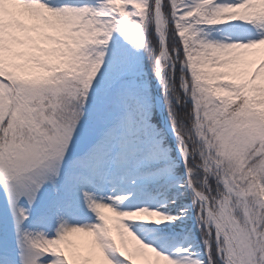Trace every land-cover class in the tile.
Returning a JSON list of instances; mask_svg holds the SVG:
<instances>
[{
  "label": "rangeland",
  "instance_id": "1",
  "mask_svg": "<svg viewBox=\"0 0 264 264\" xmlns=\"http://www.w3.org/2000/svg\"><path fill=\"white\" fill-rule=\"evenodd\" d=\"M189 1L176 7L178 37L189 47V72L208 114H222L238 94L264 85V34L243 33L228 45L211 26L230 19L229 10L240 11L249 27L264 23V1L224 7ZM152 4L143 0L140 10L105 0L84 10L72 30L21 26L0 8V133L8 121L19 124L8 131L19 140L0 142V264H182L185 252L224 264V243L205 204L190 185L176 200L168 192L180 185L174 184L180 180L177 152L188 158L187 144L178 134L154 135L148 104L129 101ZM38 5L45 7L42 0ZM91 20L105 28L93 32ZM170 63L167 48L165 67ZM105 65L113 73L101 82L97 99L83 103L76 85H93ZM263 134L250 127L228 131L217 136L219 151L205 152V160L223 166L240 208L237 220L229 207L209 206L238 264H264ZM232 135L235 141L224 146ZM96 172L104 178L88 184L82 178ZM116 196L133 207L118 209L108 201ZM106 205H114L112 213Z\"/></svg>",
  "mask_w": 264,
  "mask_h": 264
},
{
  "label": "trees",
  "instance_id": "2",
  "mask_svg": "<svg viewBox=\"0 0 264 264\" xmlns=\"http://www.w3.org/2000/svg\"><path fill=\"white\" fill-rule=\"evenodd\" d=\"M178 4L179 0H163L162 4L167 25L166 45L171 58V63L163 74L160 87V93L165 102V115L169 124L183 136L188 145L187 168L195 188L207 194L210 205L215 211L217 206L220 208L227 206L231 215L240 220V208L235 204V199L231 196L233 194L227 188V176L223 166L219 164V161L215 160V164H212L210 160H205V152L208 150L219 151L220 145L217 137L219 134H227L228 131L240 130L243 127L264 129V85L254 87L249 93L238 94L236 100L226 108L224 113L209 115L208 105L204 103L200 88L189 72L187 63L190 55L189 47H186L185 42L178 37L179 20L176 11ZM150 11L144 28L146 37L142 51V66L137 74L129 78L131 82L135 83L134 96L129 101L137 105H141L142 101L147 103L149 106L146 105V107L150 112L149 118L156 128L154 135L166 138L155 106L154 63L157 53L160 51V45L155 36L154 22L153 17L151 19ZM112 73L105 65L100 71L97 70L93 85H76L75 93L82 98L83 103L85 100V104L94 102L98 97V88L101 82ZM17 94L13 93L12 95V108L14 105L17 106ZM135 116L139 119L141 115L136 111ZM10 126L18 127L19 124L15 125L14 122L8 121L5 127H2L4 132L0 133L1 144H11L19 140V137L12 133L8 134ZM15 127L12 132L15 131ZM230 138L231 140L228 138L224 146L235 141V136L232 135ZM174 174L180 177V180L174 184L179 182L180 185L172 186L168 192L176 200L177 192L185 189L188 182L179 162L176 164ZM259 210L264 211V207ZM253 217L256 216L253 215ZM262 222L264 223V218ZM182 256V264H210V260L205 254L190 255L185 252ZM212 264L220 263L214 258Z\"/></svg>",
  "mask_w": 264,
  "mask_h": 264
},
{
  "label": "bare ground",
  "instance_id": "3",
  "mask_svg": "<svg viewBox=\"0 0 264 264\" xmlns=\"http://www.w3.org/2000/svg\"><path fill=\"white\" fill-rule=\"evenodd\" d=\"M39 1L40 0H0V8L7 9V11L13 15L15 21L17 23H20L21 26L23 25L32 26L35 24H41L45 26L49 25L51 28L57 30H64V29L72 30L75 27V24H77L78 21L82 18L81 14L84 10L91 8L96 4L103 7L105 2V0H42L45 3V7H43V9H40L38 5ZM198 1H204V0H190L189 2H198ZM235 1L237 0H215L212 3V5H219L224 7V5L232 4ZM243 1H247V0H238L239 3ZM225 2L227 3L225 4ZM124 3L134 7L135 9L141 10L143 5V0H124ZM227 14L231 15L230 19H228L224 23L214 22L213 25L211 26L212 29L217 31L218 33L217 36H219V38L224 42L227 43L229 40L240 39L244 37V35H242L243 33L248 34V36L251 37L257 36L258 39L260 38L261 35L264 34V23H261L259 25H250L249 27L245 23L246 18L243 17L242 19V15L240 11L229 10ZM153 21H154L156 35L162 45L161 46L162 50L160 51L155 64L156 65L155 88L158 95L156 97V103L159 109H161L162 104H161V97L159 95V88L161 84V78L164 73V67H165L164 61L166 59V53H167L165 46V34H164L165 28H164V15L162 10V0H154ZM232 27L236 28L235 30H238L242 33L240 32L235 33L236 31H232L231 29ZM87 28H89L93 32H96L103 30L105 26L91 20ZM166 127L169 135L175 138L176 135L175 132L169 126ZM178 155L182 160L185 157V153L182 150H179ZM103 171H105V169ZM136 172L137 169L135 170V173ZM107 173L109 174V172ZM96 174H97L96 176L93 174L91 176H86L83 173L82 178L87 184L94 182V180L98 177H101L102 179L104 178L103 175H100L97 172ZM73 176L76 177V175L74 174ZM108 179L109 178H107V180ZM193 193L196 196V198L200 202L205 204V206L207 207L205 195L200 192H196L195 190L193 191ZM108 201L110 203L118 204L119 205L118 209L133 207V204L130 203L131 200L127 199L126 197L116 196ZM113 206L106 205L105 208L106 213H112V211L114 210ZM207 214L211 219V225L217 231L219 238H222V240H224L223 229L219 224L218 219H216L215 215L213 214L212 210H210L208 207H207ZM225 254H226V258L224 264H238V261L230 247V243H227L225 246Z\"/></svg>",
  "mask_w": 264,
  "mask_h": 264
},
{
  "label": "water",
  "instance_id": "4",
  "mask_svg": "<svg viewBox=\"0 0 264 264\" xmlns=\"http://www.w3.org/2000/svg\"><path fill=\"white\" fill-rule=\"evenodd\" d=\"M162 115H163V117H165L163 112H162ZM165 120H166V119H165ZM165 122H166V121H165Z\"/></svg>",
  "mask_w": 264,
  "mask_h": 264
}]
</instances>
